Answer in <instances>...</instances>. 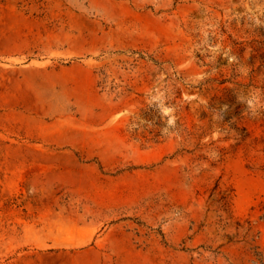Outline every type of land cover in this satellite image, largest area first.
<instances>
[{
	"label": "rangeland",
	"instance_id": "374dc122",
	"mask_svg": "<svg viewBox=\"0 0 264 264\" xmlns=\"http://www.w3.org/2000/svg\"><path fill=\"white\" fill-rule=\"evenodd\" d=\"M0 264H264V0H0Z\"/></svg>",
	"mask_w": 264,
	"mask_h": 264
}]
</instances>
